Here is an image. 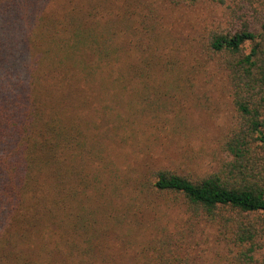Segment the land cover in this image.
Returning <instances> with one entry per match:
<instances>
[{"label": "trees", "instance_id": "trees-1", "mask_svg": "<svg viewBox=\"0 0 264 264\" xmlns=\"http://www.w3.org/2000/svg\"><path fill=\"white\" fill-rule=\"evenodd\" d=\"M85 1L0 0V239L35 235L46 255L26 260L5 244L10 264H119L118 246L128 264H194L183 232L202 226L234 254L227 264H254L264 254V0H249L237 29L202 27L182 46L155 26L187 0ZM207 64L232 108L210 169L150 156L119 174L118 159L98 157V123H128L124 94L192 90ZM167 208L182 225L163 220Z\"/></svg>", "mask_w": 264, "mask_h": 264}, {"label": "rangeland", "instance_id": "rangeland-1", "mask_svg": "<svg viewBox=\"0 0 264 264\" xmlns=\"http://www.w3.org/2000/svg\"><path fill=\"white\" fill-rule=\"evenodd\" d=\"M50 1L52 4L62 2ZM186 3L178 9L163 8L159 11L161 25L155 26V30L161 32L162 36L172 29L179 46H182L181 42L198 38L202 27L220 24L223 29H237L241 23V19H238L240 15L246 13L247 21L251 15L249 0H187ZM228 7L238 15L231 21L228 20ZM241 7L243 10L240 11ZM84 10L83 7L81 11ZM121 42L124 46V40ZM195 43L185 44L187 51L193 56L198 46ZM205 67V70L194 73L192 90H181L169 85L170 90H164L163 87L161 93L146 92L149 95L144 94L142 98H129L128 94H124L123 99L128 105L125 106L126 110L119 111V115L129 118L128 123H117L116 118L110 119L108 116L106 124L98 123V127L102 129H95L93 132L99 150L101 149V152L96 153L98 157L105 160L110 155L118 159L115 165L119 174L132 169L133 164H147L149 161L145 158L150 156L154 163L160 159L162 162L157 164L179 168L188 174L210 169L220 159L219 147L228 127L232 108L221 75H217L212 64ZM117 112L114 110L113 113ZM99 118L100 116L96 120ZM115 138L118 139L116 142ZM164 212L166 215L163 220L169 221L170 227L182 225L183 214L178 208H167ZM10 232H14V229ZM183 235V245L190 252L191 257L189 254L188 256L194 264H227L226 260L233 259L234 254L216 243L212 231L205 226L191 233L183 232ZM0 241V264H10L11 257L9 259L2 246L6 244L7 249L11 243H17L26 260L46 259L45 253L38 251L41 244L35 235H27L24 242L17 235L13 236L14 243L10 235L4 236ZM136 243L137 241H133L127 244ZM125 250L127 249L123 246H118L112 253L119 264H128V250ZM107 252L111 255L109 250ZM256 257L258 259L254 260V264H264V254L258 253ZM52 259L55 260L56 257L52 256Z\"/></svg>", "mask_w": 264, "mask_h": 264}]
</instances>
